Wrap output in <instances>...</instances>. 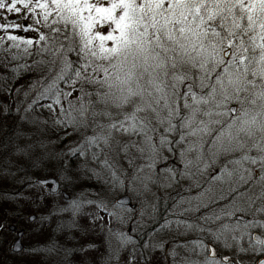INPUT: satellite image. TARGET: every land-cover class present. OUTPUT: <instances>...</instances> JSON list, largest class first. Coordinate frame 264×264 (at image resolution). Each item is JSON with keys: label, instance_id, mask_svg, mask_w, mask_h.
Instances as JSON below:
<instances>
[{"label": "snow or ice", "instance_id": "6c2138e0", "mask_svg": "<svg viewBox=\"0 0 264 264\" xmlns=\"http://www.w3.org/2000/svg\"><path fill=\"white\" fill-rule=\"evenodd\" d=\"M22 9L0 181L43 240L0 264H264V0H0Z\"/></svg>", "mask_w": 264, "mask_h": 264}, {"label": "trees", "instance_id": "16d2710c", "mask_svg": "<svg viewBox=\"0 0 264 264\" xmlns=\"http://www.w3.org/2000/svg\"><path fill=\"white\" fill-rule=\"evenodd\" d=\"M3 14L8 17L9 21H16L24 24L32 23L30 18L23 19V16L25 15L23 9H22V14L20 16H17V14L15 13H8L5 10H0V17H2ZM12 34L23 36L26 38H33V39L37 38V33L31 31L25 33L22 30H16L13 31ZM3 35L4 33L0 31V36ZM19 63L24 64L25 61L21 60L19 61ZM28 63H31V60H29ZM13 66H15V64ZM34 77H35L34 73L25 72L23 68L20 69V72L18 74V78H22L24 80H32L34 79ZM170 166L178 167L179 165L177 164L176 160H173L170 162ZM16 188H19L20 190H24L26 189V185L18 186L7 181H0V225L5 226L3 233H0V239L10 236L9 235L10 232L8 230V224L11 223L17 224L18 221L22 222L23 217L20 216V211H19V209L21 208L16 203V194L14 192V189ZM89 190L93 191L94 189H89ZM169 191H171L173 195L176 194V190H169ZM160 195H161V201L159 204L158 211L160 215H164L165 214V204L163 201L164 194L161 193ZM4 234L5 236H3Z\"/></svg>", "mask_w": 264, "mask_h": 264}, {"label": "rangeland", "instance_id": "374dc122", "mask_svg": "<svg viewBox=\"0 0 264 264\" xmlns=\"http://www.w3.org/2000/svg\"><path fill=\"white\" fill-rule=\"evenodd\" d=\"M4 16L5 15L3 14L2 17H0V23H6V21L3 19ZM31 22H32V20H31ZM21 191H23V190H21ZM132 202L135 204V201H132ZM136 207L138 208L139 205H136ZM19 211H20V216L25 217L26 214L29 211H31V209L24 208L23 210L19 209ZM15 226H16L17 229H23L24 230V236H23V242L22 243H23V245L25 247L28 246L29 244L37 243L38 241H42L43 240V237H38V236L29 234L27 223L25 222V220L23 218H22V222L18 221L17 224H15ZM5 234L3 236H5ZM9 235L10 236H8L6 238H7L8 244H11L12 241L14 240V238H15V233L10 232Z\"/></svg>", "mask_w": 264, "mask_h": 264}, {"label": "water", "instance_id": "95a60500", "mask_svg": "<svg viewBox=\"0 0 264 264\" xmlns=\"http://www.w3.org/2000/svg\"><path fill=\"white\" fill-rule=\"evenodd\" d=\"M131 204V202L128 204V205H130ZM131 206H133V205H131ZM8 229L10 230V231H15V226H13V225H10L9 227H8ZM22 235H23V230H19V231H17V233H16V238L14 239V241H19L21 244H23L22 243ZM13 241V242H14ZM12 242V243H13Z\"/></svg>", "mask_w": 264, "mask_h": 264}]
</instances>
